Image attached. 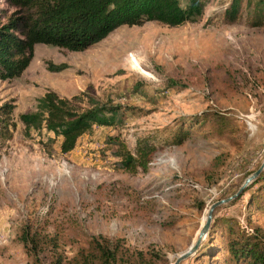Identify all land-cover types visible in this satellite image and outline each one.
Here are the masks:
<instances>
[{
    "label": "rangeland",
    "instance_id": "obj_1",
    "mask_svg": "<svg viewBox=\"0 0 264 264\" xmlns=\"http://www.w3.org/2000/svg\"><path fill=\"white\" fill-rule=\"evenodd\" d=\"M228 3L207 0L198 20L179 27L121 26L81 52L35 45L23 73L0 81V103L14 106L0 155V264L65 261L93 236L152 252L153 264H172L191 245L208 207L233 195L264 159V23L251 27L245 11L224 23ZM0 10L12 12L4 0ZM46 91L86 92L133 111L122 126L93 127L62 155L60 138L25 133L19 121ZM211 111L232 120L229 134L193 130L181 145L156 151L144 173L113 169L109 138L132 152L136 140L168 135L183 119ZM245 200L216 207L195 254L179 264H232L221 218L264 229V211L245 209ZM24 224L55 254L33 262L19 242Z\"/></svg>",
    "mask_w": 264,
    "mask_h": 264
},
{
    "label": "trees",
    "instance_id": "obj_2",
    "mask_svg": "<svg viewBox=\"0 0 264 264\" xmlns=\"http://www.w3.org/2000/svg\"><path fill=\"white\" fill-rule=\"evenodd\" d=\"M207 0H4L12 9L8 15L0 10V81L18 78L29 65L35 45H45L68 52H81L104 39L121 26L139 27L157 23L168 28L193 23L202 16ZM245 11L251 27L264 23V0H229L222 13L226 24L235 23ZM54 68L49 67L48 70ZM170 87H177L169 81ZM11 101L0 103V155L3 145L11 139ZM133 108L99 101L94 96L79 92L69 98L46 91L36 102L34 110L21 114L19 121L25 133L44 130L53 138H60L59 153L64 155L75 147L76 141L93 127H119ZM211 128L214 136L222 137L232 130V120L219 112H201L183 119L173 133L146 136L136 140L131 151L121 141L110 150L115 170L135 175L146 172L152 156L166 146H179L193 130ZM54 139L47 138L52 144ZM246 195L244 208L260 206L264 199V174L260 173L237 198L225 204L233 206ZM228 232L227 251L232 264H264V229L256 224L238 227L233 218H221ZM247 219V225H248ZM22 226L19 242L25 252L39 261L45 252L55 254L56 246L44 243L43 237ZM152 252L131 251L122 240L90 237L86 248H78L64 261L54 256L47 264H153Z\"/></svg>",
    "mask_w": 264,
    "mask_h": 264
},
{
    "label": "water",
    "instance_id": "obj_3",
    "mask_svg": "<svg viewBox=\"0 0 264 264\" xmlns=\"http://www.w3.org/2000/svg\"><path fill=\"white\" fill-rule=\"evenodd\" d=\"M264 169V159L261 162L260 166L250 175H248L242 182L241 186L238 188V190L231 196L218 200L216 202H214L213 204H211L205 214V217L203 219V223L202 225L199 227V230L197 232L196 238L195 240L191 243V245L181 254H179L178 256H176V258L174 259L172 264H179L180 262L192 257L196 250L198 249L203 237L205 236L210 220H211V214L213 212V210L216 207H219L221 205H225L229 202H231L232 200H234L235 198H237L239 196V194L251 183L253 182L256 177L262 172V170Z\"/></svg>",
    "mask_w": 264,
    "mask_h": 264
}]
</instances>
